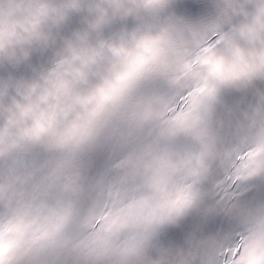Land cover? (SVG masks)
<instances>
[{"label": "snow or ice", "instance_id": "6c2138e0", "mask_svg": "<svg viewBox=\"0 0 264 264\" xmlns=\"http://www.w3.org/2000/svg\"><path fill=\"white\" fill-rule=\"evenodd\" d=\"M173 6L161 10L159 35L138 44L173 31L172 59L136 55L97 73L103 83L88 99H99L77 137L0 147V264H132L133 249L178 264H264V199L252 201L254 217L245 198L249 182L264 177V133L245 120L207 145L191 139L218 95L196 66L215 55L222 34L208 20L170 15ZM185 152L198 168L184 202H166L158 193L167 164Z\"/></svg>", "mask_w": 264, "mask_h": 264}, {"label": "clouds", "instance_id": "9594fccd", "mask_svg": "<svg viewBox=\"0 0 264 264\" xmlns=\"http://www.w3.org/2000/svg\"><path fill=\"white\" fill-rule=\"evenodd\" d=\"M204 2L205 11L196 17L170 11L189 20H208L222 34L215 55L206 53L208 63L196 66L216 81L218 95L207 121L193 128L191 139L207 145L215 135L235 133L245 120L252 134L264 133V0ZM169 3L175 0H0V70L8 72L6 78L0 77V147L73 140L98 102V96L88 99L103 83L97 73L107 74L113 63L119 66V61L136 55L161 62L172 59L173 31L147 48L138 47L144 36L159 35L156 25ZM74 18L80 25L66 30ZM121 47L124 51L117 56L113 49ZM22 67L31 73L17 76L13 70ZM193 82L189 79L186 84ZM226 93L251 96L254 102L233 111L225 104ZM188 156L185 152L167 164L158 193L166 202L185 200L181 189L199 165ZM246 210L259 215L250 200ZM130 260L178 264L175 256L159 250L133 249Z\"/></svg>", "mask_w": 264, "mask_h": 264}]
</instances>
